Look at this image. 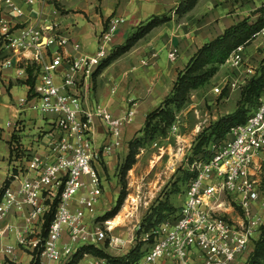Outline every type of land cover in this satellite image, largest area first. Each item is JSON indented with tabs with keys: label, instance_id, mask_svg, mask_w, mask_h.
Listing matches in <instances>:
<instances>
[{
	"label": "built area",
	"instance_id": "obj_1",
	"mask_svg": "<svg viewBox=\"0 0 264 264\" xmlns=\"http://www.w3.org/2000/svg\"><path fill=\"white\" fill-rule=\"evenodd\" d=\"M0 1L15 17H24V10L14 0ZM20 2L34 6L48 0ZM123 22L118 18L109 21L97 36L93 56L67 60L69 70L58 86L55 79L64 62L60 50L69 40L55 33L52 24L17 27L13 19L0 15V49L7 55L3 65L11 67L13 58H19L27 68L36 67L30 96L38 101L40 114L55 116L52 124L56 129L55 135L40 134L50 139L43 154L12 144L9 185L0 199V264L19 259L17 246L37 247L40 241L29 242L28 238L38 233L53 210V220L40 243L39 264H71L82 247L98 248L105 243L107 231L97 227L93 217L102 183L94 165L103 154L122 147L136 110L131 103L123 116L116 117L103 105L85 109L78 79H93L96 69L111 54L114 34ZM257 39L264 41V29L256 34ZM245 48L234 50L224 66L239 70ZM27 51L32 53L33 63L24 61ZM177 57L175 48L168 53L171 62ZM141 65L148 62L144 60ZM246 72L248 78L254 70L248 67ZM239 85L237 80H224L213 91L222 94L223 89L233 91ZM95 121L106 139L102 149L94 142ZM7 126L15 132L20 130L19 124ZM210 151L207 162L192 165L190 171L195 177L176 216L159 224L143 256L128 264H247L253 241L264 227L260 208L264 207V92L246 123L232 128L225 140L212 144ZM228 205L238 210L236 219L227 217ZM84 257L86 264H111L106 259Z\"/></svg>",
	"mask_w": 264,
	"mask_h": 264
},
{
	"label": "crops",
	"instance_id": "obj_2",
	"mask_svg": "<svg viewBox=\"0 0 264 264\" xmlns=\"http://www.w3.org/2000/svg\"><path fill=\"white\" fill-rule=\"evenodd\" d=\"M14 1L24 10V17H15L1 1L0 15L6 19H13L18 24L17 27L25 24L43 28L52 24L56 28L55 33L69 40V43L60 50L64 62L59 69V76L55 79L58 86L62 85V75L69 70L67 60L93 56L96 53L97 36L111 19L118 18L124 21L114 34L111 44L113 50L122 46L138 25L152 16L169 14L179 2V0H56L59 6L57 9L53 3L25 6L20 0ZM199 3L185 17L172 18L170 22L155 28L140 40L131 52L113 62L97 77L93 76L91 81L84 76L78 79L80 80L78 93L83 99V107L87 110L99 104L106 106L114 116L121 117L131 103L135 105V119L125 131L122 147L113 153L103 154L100 162L94 165L101 179L105 175L102 164L112 166L117 162L118 155L126 151L124 148L126 142L131 140L130 134L139 131L147 114L157 109L170 94L178 73L185 69L197 50L234 25L230 24L223 28L220 22L215 23V19L190 24L189 16ZM217 31V34H213ZM75 46L78 48L75 49ZM174 48L178 50V57L176 61L171 62L168 53ZM6 56L0 49V188L9 179L13 143L27 152L43 154L50 139L47 140L40 134H56L52 124L55 116L40 114L37 109L38 101L30 96L27 67L19 62V58H13L12 66L5 67L3 61ZM23 56L26 63H33L31 52H24ZM244 58L245 55L243 60ZM144 60L148 62L147 66L141 65ZM21 99H25L26 102L21 104ZM5 120L7 122L3 124ZM7 123L19 124L20 130L15 132ZM95 123L94 142L97 148L102 149L106 139L101 126L97 121ZM18 256L21 261L19 254Z\"/></svg>",
	"mask_w": 264,
	"mask_h": 264
},
{
	"label": "rangeland",
	"instance_id": "obj_3",
	"mask_svg": "<svg viewBox=\"0 0 264 264\" xmlns=\"http://www.w3.org/2000/svg\"><path fill=\"white\" fill-rule=\"evenodd\" d=\"M50 3L51 0H48L46 5ZM261 7H264V0H201L196 10L190 14L189 21L190 24H194L215 19V23L220 22L224 28V26L236 24L245 18L255 19L254 13ZM170 13L172 18L177 19L172 12ZM217 33L218 31L213 34ZM244 55L243 65L239 70H232L226 66L219 68L216 76L206 86L191 94L181 111L176 112V121L166 136H157L153 140H148L139 149L136 163L127 173L125 179L126 197L117 215L112 219L105 217L118 206L121 185L117 168L128 154L129 142H126V148H124L126 151L118 155L114 165L105 166L102 162L105 175L101 179V193L94 205L93 217L96 226L107 231V238L103 245L96 247L97 249L113 259L125 257L140 243H142L140 250L144 251L147 244H143V229L148 225V223L144 224L145 219L160 204H166L175 210L182 207L187 191V170L192 167L190 160L195 151L197 138L201 133L208 131L209 127L221 117L236 110L241 90L250 79V77L247 78L246 70L248 67L252 68L253 76L255 73H260L264 67V41L262 39L253 40L245 48ZM232 79L239 82L240 85L237 89L233 91L223 89L222 94L214 93V88L219 87L222 81ZM6 122L5 120L3 124ZM139 131L130 134V141L143 136L139 134ZM2 189L3 186L0 191ZM260 208L264 213V207ZM227 209V217L236 219L239 215L238 210L230 205L227 206ZM117 217L122 218V221L119 226L111 229L110 222ZM44 231V226H39L38 233L28 238L29 242L40 241L36 248L30 245L26 248L17 246V253L20 255L21 261L18 259L11 264H31L33 256L41 247ZM258 237L259 235L256 236L253 244ZM85 255L89 259L99 258L90 254ZM85 255L78 258L75 264H86Z\"/></svg>",
	"mask_w": 264,
	"mask_h": 264
},
{
	"label": "trees",
	"instance_id": "obj_4",
	"mask_svg": "<svg viewBox=\"0 0 264 264\" xmlns=\"http://www.w3.org/2000/svg\"><path fill=\"white\" fill-rule=\"evenodd\" d=\"M199 1L200 0H179L177 7L174 8L172 13L177 19L185 17L197 6ZM51 3H53L57 9L59 8L56 0H51ZM254 15L256 17L255 19L245 18L239 21L228 27L214 40L200 47L192 56L185 69L178 73L170 94L157 109L147 114L144 125L139 131V134L143 136L129 142L128 154L117 168L121 185L120 197L118 206L107 214L105 217L106 219L114 218L123 204L127 192L125 179L127 173L136 163V155L139 149L144 146L148 140H153L157 136H166L176 121V112L178 113L181 111L191 94L206 86L216 76L219 68L225 65L234 50L240 46L247 47L254 40L256 34L264 29V7L259 8ZM171 19V13L161 16H152L147 21L138 25L122 46L112 50L109 57L96 69L94 77L100 75L103 70L109 67L113 62L131 51L140 40L144 39L155 28L170 22ZM34 68H27L30 94L35 82V76L33 75ZM263 92L264 67L260 73H255V75L251 76L243 86L236 110L213 123L208 131H206L208 133L203 132L198 136L190 164L193 165L195 162L199 161L207 162L211 155L210 147L212 144L225 140L232 128L246 123L253 110L258 106ZM187 177L188 186L190 180L195 177V172L187 170ZM8 185L9 181H5L3 189L0 191V199L4 189ZM53 207H55V205ZM178 211L179 210H175L166 204H160V206L145 219L144 224L148 223V225L144 226L143 232L144 237L148 236V239L144 241L143 244H147V246L152 244L154 239L152 232L154 229L162 222L176 216ZM53 217L54 210L46 218L44 225L45 231L43 234L44 238L46 237V230L53 220ZM154 219L155 222H153ZM141 244L142 243L134 247L125 257L119 259L109 257L106 253L94 246L82 247L71 264H75L76 260L82 258L85 254L106 259L111 264L132 263L138 261L145 253L146 249L144 251L140 250ZM39 255L40 250L33 256L31 264H39ZM247 264H264V227L261 229L258 239L253 244L247 259Z\"/></svg>",
	"mask_w": 264,
	"mask_h": 264
},
{
	"label": "bare ground",
	"instance_id": "obj_5",
	"mask_svg": "<svg viewBox=\"0 0 264 264\" xmlns=\"http://www.w3.org/2000/svg\"><path fill=\"white\" fill-rule=\"evenodd\" d=\"M121 221H122V218H116V219H114V220H112L111 222H110V224H111V229H113V228H115V227H117V226H119L120 225V223H121Z\"/></svg>",
	"mask_w": 264,
	"mask_h": 264
}]
</instances>
